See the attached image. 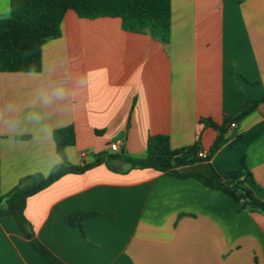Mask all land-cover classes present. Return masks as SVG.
I'll list each match as a JSON object with an SVG mask.
<instances>
[{
  "label": "crops",
  "instance_id": "1",
  "mask_svg": "<svg viewBox=\"0 0 264 264\" xmlns=\"http://www.w3.org/2000/svg\"><path fill=\"white\" fill-rule=\"evenodd\" d=\"M10 15L11 0H0V18ZM61 28L43 47L41 72L0 71L2 196L62 162L57 129L75 128L66 158L83 166L116 141L144 157L159 134L173 150L210 153L220 130L209 120L227 131L219 149L180 171L232 184L230 173L246 166L264 200V102L226 123L264 98V0H172L168 43L74 11ZM239 209L195 179L102 165L30 197L25 213L66 264H264V214ZM78 211L101 215L83 232L66 222ZM0 264H47L13 217L0 218Z\"/></svg>",
  "mask_w": 264,
  "mask_h": 264
},
{
  "label": "trees",
  "instance_id": "2",
  "mask_svg": "<svg viewBox=\"0 0 264 264\" xmlns=\"http://www.w3.org/2000/svg\"><path fill=\"white\" fill-rule=\"evenodd\" d=\"M74 11L83 19H120L122 29L130 33L148 32L152 37L168 43L172 26V0H11V15L0 18V71L4 73H37L43 68V47L52 39L62 36L65 15ZM260 101L248 104L226 123L233 122L255 109ZM206 125L220 130L207 158L199 157V144L180 150H173L168 135H152L148 139L144 157H131L124 150L118 153H101L95 160L83 166H75L67 161L65 150L76 144L73 126L57 129L53 136L57 153L62 162L49 175L35 174L20 180L17 187L5 196L1 195L0 175V218L13 217L22 233L47 264H66L50 251L36 236L26 217L28 199L49 188L63 177L84 174L99 166H106L118 174L130 170L152 169L181 179H195L206 188L220 191L240 204V211L264 214V200L256 196L252 185V173L246 166L230 173L233 183L212 179L202 173H183L182 167L199 162H208L219 149L220 142L227 133L209 120ZM233 144L232 146H234ZM1 172V151H0ZM101 213L78 211L66 218V222L84 232V222ZM256 264H259L256 261Z\"/></svg>",
  "mask_w": 264,
  "mask_h": 264
},
{
  "label": "built area",
  "instance_id": "3",
  "mask_svg": "<svg viewBox=\"0 0 264 264\" xmlns=\"http://www.w3.org/2000/svg\"><path fill=\"white\" fill-rule=\"evenodd\" d=\"M231 126L234 127L235 124H231ZM110 149L113 153H118L122 150V143L120 141H116L110 145ZM207 156H208V153H206V152H200L199 153L200 158L205 159V158H207ZM82 157L83 158L87 157V154H85V153L82 154Z\"/></svg>",
  "mask_w": 264,
  "mask_h": 264
}]
</instances>
